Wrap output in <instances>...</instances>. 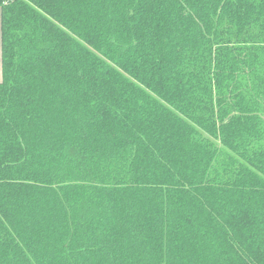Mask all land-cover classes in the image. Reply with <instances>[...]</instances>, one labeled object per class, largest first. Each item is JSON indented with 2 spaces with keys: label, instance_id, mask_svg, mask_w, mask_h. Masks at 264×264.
Segmentation results:
<instances>
[{
  "label": "trees",
  "instance_id": "trees-1",
  "mask_svg": "<svg viewBox=\"0 0 264 264\" xmlns=\"http://www.w3.org/2000/svg\"><path fill=\"white\" fill-rule=\"evenodd\" d=\"M0 11V264H264V0Z\"/></svg>",
  "mask_w": 264,
  "mask_h": 264
},
{
  "label": "crops",
  "instance_id": "crops-1",
  "mask_svg": "<svg viewBox=\"0 0 264 264\" xmlns=\"http://www.w3.org/2000/svg\"><path fill=\"white\" fill-rule=\"evenodd\" d=\"M1 77H2V70H1V35H0V80H1Z\"/></svg>",
  "mask_w": 264,
  "mask_h": 264
}]
</instances>
